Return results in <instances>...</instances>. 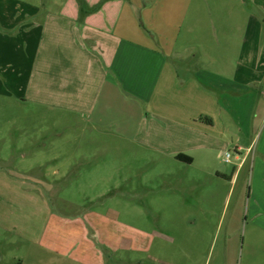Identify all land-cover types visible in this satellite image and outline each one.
Masks as SVG:
<instances>
[{"label": "rangeland", "instance_id": "374dc122", "mask_svg": "<svg viewBox=\"0 0 264 264\" xmlns=\"http://www.w3.org/2000/svg\"><path fill=\"white\" fill-rule=\"evenodd\" d=\"M1 2L8 15L29 5L56 13L64 0ZM177 3L179 15L186 5ZM204 7L215 43L210 58L222 49L221 20L225 34L237 13L242 28L251 15L264 30L255 0H207ZM182 21L167 41L161 32L162 44H186ZM137 34L130 39L137 42ZM227 41L228 53L235 43ZM5 80L0 74V264H264V184L249 159L231 180L238 165L233 127L207 165L164 168L153 148L127 142L120 126L97 130L83 111L47 108ZM129 98H110L114 118L122 111L133 122L142 112L148 127L155 119L141 107L137 116Z\"/></svg>", "mask_w": 264, "mask_h": 264}, {"label": "crops", "instance_id": "0c3cea01", "mask_svg": "<svg viewBox=\"0 0 264 264\" xmlns=\"http://www.w3.org/2000/svg\"><path fill=\"white\" fill-rule=\"evenodd\" d=\"M85 1L91 6L99 0ZM178 1L107 0L79 20L76 0H64L56 13L29 5L8 15L0 0V74L47 108L83 111L92 128L120 126L127 142L153 148L158 153L153 161L164 168L174 163L193 167L197 161L207 165L211 149L225 144L233 127L238 165L231 180L249 159L252 176L264 184V30L251 15L242 28L237 13L225 34L221 20L216 44L222 49L216 47L210 58L215 43L207 0H180L185 12L176 15ZM255 2L264 10V0ZM182 17L186 44H162L161 32L167 31V41ZM136 31L134 42L129 34ZM226 38L235 43L228 53L233 43ZM114 96L125 102L133 97L137 116L141 107L154 122L145 126L142 112L128 122L122 111L118 122L111 112ZM243 137L250 139L248 146Z\"/></svg>", "mask_w": 264, "mask_h": 264}, {"label": "trees", "instance_id": "16d2710c", "mask_svg": "<svg viewBox=\"0 0 264 264\" xmlns=\"http://www.w3.org/2000/svg\"><path fill=\"white\" fill-rule=\"evenodd\" d=\"M106 1L107 0H99L97 3L90 6L85 0H76L78 5V19L83 20L86 15L98 11ZM177 157L180 158V156Z\"/></svg>", "mask_w": 264, "mask_h": 264}, {"label": "built area", "instance_id": "2783aa9c", "mask_svg": "<svg viewBox=\"0 0 264 264\" xmlns=\"http://www.w3.org/2000/svg\"><path fill=\"white\" fill-rule=\"evenodd\" d=\"M228 157H229V154H226V158L225 159H227V161H228Z\"/></svg>", "mask_w": 264, "mask_h": 264}]
</instances>
